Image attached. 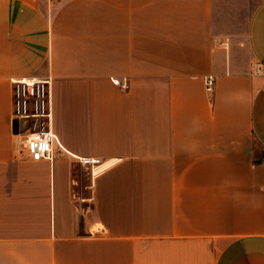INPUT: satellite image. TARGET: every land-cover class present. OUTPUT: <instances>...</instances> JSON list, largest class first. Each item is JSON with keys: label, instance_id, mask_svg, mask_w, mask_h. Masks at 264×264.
Instances as JSON below:
<instances>
[{"label": "crops", "instance_id": "0c3cea01", "mask_svg": "<svg viewBox=\"0 0 264 264\" xmlns=\"http://www.w3.org/2000/svg\"><path fill=\"white\" fill-rule=\"evenodd\" d=\"M0 264H264V0H0Z\"/></svg>", "mask_w": 264, "mask_h": 264}, {"label": "built area", "instance_id": "2783aa9c", "mask_svg": "<svg viewBox=\"0 0 264 264\" xmlns=\"http://www.w3.org/2000/svg\"><path fill=\"white\" fill-rule=\"evenodd\" d=\"M114 83L127 87L126 81L114 79ZM206 90L212 92L214 75L204 78ZM13 119L18 122V133L25 138L29 155L34 159H53L56 149L64 151L57 135L51 127L52 122V81L51 78H21L12 80ZM86 163L97 160L82 159Z\"/></svg>", "mask_w": 264, "mask_h": 264}, {"label": "water", "instance_id": "95a60500", "mask_svg": "<svg viewBox=\"0 0 264 264\" xmlns=\"http://www.w3.org/2000/svg\"><path fill=\"white\" fill-rule=\"evenodd\" d=\"M13 125H14V131H15L16 133H18V122H17L16 119L14 120Z\"/></svg>", "mask_w": 264, "mask_h": 264}]
</instances>
